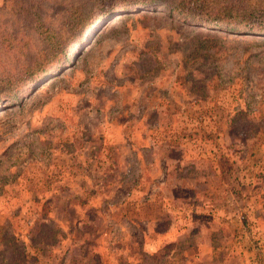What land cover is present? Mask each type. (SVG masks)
I'll return each mask as SVG.
<instances>
[{
    "label": "rangeland",
    "instance_id": "374dc122",
    "mask_svg": "<svg viewBox=\"0 0 264 264\" xmlns=\"http://www.w3.org/2000/svg\"><path fill=\"white\" fill-rule=\"evenodd\" d=\"M120 1L0 0V264H264V42Z\"/></svg>",
    "mask_w": 264,
    "mask_h": 264
},
{
    "label": "trees",
    "instance_id": "16d2710c",
    "mask_svg": "<svg viewBox=\"0 0 264 264\" xmlns=\"http://www.w3.org/2000/svg\"><path fill=\"white\" fill-rule=\"evenodd\" d=\"M111 1V0H108ZM111 3V2H109ZM108 3V10L110 13L114 9H131L138 6H150L152 9L157 6L163 7L167 16L176 18L187 23H196L197 26H205L209 28H217L220 30H236L242 31L244 34H252L257 36L256 39L264 42V2L254 0H123L120 3ZM33 21L36 28L41 30L48 40L47 46L42 50V57H45V63L42 67L37 68L32 73L31 79L27 81L18 93L27 88L29 85L39 80L47 72L54 70L60 65L62 61L70 59L71 44H63L58 36L53 35L50 30L44 25L42 18L38 12H33ZM105 13H101L100 17ZM106 15V14H105ZM25 19L27 15H24ZM94 23H91L90 28ZM85 29L82 36L88 32ZM43 37V38H44ZM251 37V36H247ZM244 38V40L251 41L254 39ZM226 38V36H225ZM77 40V38H76ZM75 41V40H74ZM52 57V58H51ZM14 100L18 99L13 97ZM13 242V241H12ZM53 244V243H52Z\"/></svg>",
    "mask_w": 264,
    "mask_h": 264
},
{
    "label": "crops",
    "instance_id": "0c3cea01",
    "mask_svg": "<svg viewBox=\"0 0 264 264\" xmlns=\"http://www.w3.org/2000/svg\"><path fill=\"white\" fill-rule=\"evenodd\" d=\"M264 203V202H263ZM264 206H262V210H263ZM258 209L257 207L255 208V210ZM254 215L251 214V216L249 217V221L255 220L258 228H263L264 229V215H262V217L257 216V210L255 211V213H253ZM253 224V223H252ZM254 225V224H253Z\"/></svg>",
    "mask_w": 264,
    "mask_h": 264
},
{
    "label": "bare ground",
    "instance_id": "6f19581e",
    "mask_svg": "<svg viewBox=\"0 0 264 264\" xmlns=\"http://www.w3.org/2000/svg\"><path fill=\"white\" fill-rule=\"evenodd\" d=\"M94 27H95V26H94ZM95 28H96V27H95ZM92 29H93V28H92ZM92 29H91V30H92Z\"/></svg>",
    "mask_w": 264,
    "mask_h": 264
}]
</instances>
